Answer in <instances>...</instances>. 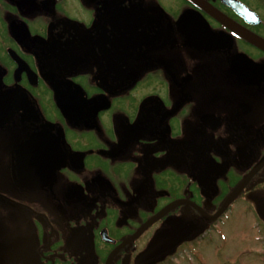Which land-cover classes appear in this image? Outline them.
<instances>
[{
    "label": "flooded vegetation",
    "instance_id": "1",
    "mask_svg": "<svg viewBox=\"0 0 264 264\" xmlns=\"http://www.w3.org/2000/svg\"><path fill=\"white\" fill-rule=\"evenodd\" d=\"M241 235L264 264V0H0V264Z\"/></svg>",
    "mask_w": 264,
    "mask_h": 264
},
{
    "label": "rangeland",
    "instance_id": "2",
    "mask_svg": "<svg viewBox=\"0 0 264 264\" xmlns=\"http://www.w3.org/2000/svg\"><path fill=\"white\" fill-rule=\"evenodd\" d=\"M246 235H241L239 243L221 242L215 243L213 247H202L203 256L197 261V264H250L251 259L243 253L250 247L247 244ZM244 240V241H241Z\"/></svg>",
    "mask_w": 264,
    "mask_h": 264
},
{
    "label": "water",
    "instance_id": "3",
    "mask_svg": "<svg viewBox=\"0 0 264 264\" xmlns=\"http://www.w3.org/2000/svg\"><path fill=\"white\" fill-rule=\"evenodd\" d=\"M177 236L175 232H171L167 236L160 238L154 244L150 255H159L176 248L183 241V238Z\"/></svg>",
    "mask_w": 264,
    "mask_h": 264
},
{
    "label": "bare ground",
    "instance_id": "4",
    "mask_svg": "<svg viewBox=\"0 0 264 264\" xmlns=\"http://www.w3.org/2000/svg\"><path fill=\"white\" fill-rule=\"evenodd\" d=\"M176 235H178V234H176ZM178 236H179V235H178ZM178 236H177V237H178Z\"/></svg>",
    "mask_w": 264,
    "mask_h": 264
}]
</instances>
